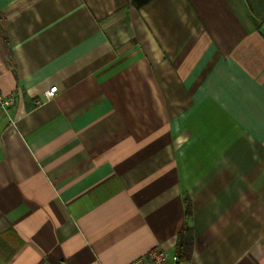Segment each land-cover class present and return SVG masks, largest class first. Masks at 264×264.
<instances>
[{"label": "crops", "instance_id": "0c3cea01", "mask_svg": "<svg viewBox=\"0 0 264 264\" xmlns=\"http://www.w3.org/2000/svg\"><path fill=\"white\" fill-rule=\"evenodd\" d=\"M0 89V264H264V0H0Z\"/></svg>", "mask_w": 264, "mask_h": 264}, {"label": "built area", "instance_id": "2783aa9c", "mask_svg": "<svg viewBox=\"0 0 264 264\" xmlns=\"http://www.w3.org/2000/svg\"><path fill=\"white\" fill-rule=\"evenodd\" d=\"M57 92V87H51L44 93L46 99H51ZM15 95L4 94L0 89V111L9 116V110L14 105ZM128 264H178L169 258L168 253L162 247H154L146 254L138 257Z\"/></svg>", "mask_w": 264, "mask_h": 264}, {"label": "trees", "instance_id": "16d2710c", "mask_svg": "<svg viewBox=\"0 0 264 264\" xmlns=\"http://www.w3.org/2000/svg\"><path fill=\"white\" fill-rule=\"evenodd\" d=\"M150 1L151 0H132V3L136 7L140 8V7L144 6V5H146L147 3H149ZM187 214L189 215V204H188Z\"/></svg>", "mask_w": 264, "mask_h": 264}]
</instances>
